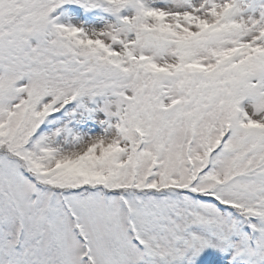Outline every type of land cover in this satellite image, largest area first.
Returning <instances> with one entry per match:
<instances>
[{
	"label": "snow or ice",
	"instance_id": "obj_1",
	"mask_svg": "<svg viewBox=\"0 0 264 264\" xmlns=\"http://www.w3.org/2000/svg\"><path fill=\"white\" fill-rule=\"evenodd\" d=\"M0 264H264V0H0Z\"/></svg>",
	"mask_w": 264,
	"mask_h": 264
}]
</instances>
